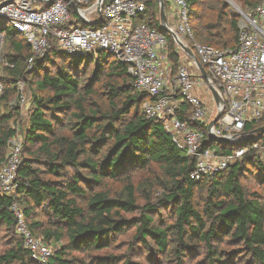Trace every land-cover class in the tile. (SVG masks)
<instances>
[{
  "label": "trees",
  "instance_id": "1",
  "mask_svg": "<svg viewBox=\"0 0 264 264\" xmlns=\"http://www.w3.org/2000/svg\"><path fill=\"white\" fill-rule=\"evenodd\" d=\"M185 1L199 44L219 50L238 48L240 16L229 12V3ZM242 1L253 16L262 2ZM145 15V24L166 38L173 77L178 76L180 53L161 27L156 1L148 5ZM0 23L14 51L3 56L14 65L9 68L10 85L29 82L33 104L17 198L0 196V227L14 233L10 246L0 252V264H76L78 258L72 253L108 250L131 229L129 251L141 246L164 257L165 264H264V196L242 180L254 167L257 180L264 184V165L254 147L264 146V135L254 134L264 127V116L246 125L244 133L253 136L237 146L224 145L208 136L205 124H194L191 106L181 102L178 116L206 135L205 148L215 147L221 155L248 148L227 170L192 180L195 159L176 146L159 120L147 119L143 105L151 97L135 87L126 65L107 52L98 57L68 56L52 39L46 56L29 68L32 52L23 35ZM10 93L5 89L2 102L10 100ZM19 116L18 107L0 112V170L8 142L17 135L12 125ZM107 182L117 185L116 190L108 188ZM201 191L205 197L197 201ZM14 201L23 206L36 238L42 235L38 239L48 245L66 240L47 263L35 261L16 233ZM39 210L51 219L50 226L38 220ZM90 255L98 263L119 261L117 255Z\"/></svg>",
  "mask_w": 264,
  "mask_h": 264
},
{
  "label": "built area",
  "instance_id": "2",
  "mask_svg": "<svg viewBox=\"0 0 264 264\" xmlns=\"http://www.w3.org/2000/svg\"><path fill=\"white\" fill-rule=\"evenodd\" d=\"M152 1L0 0V22L23 35L32 52L29 68L37 59L46 56L52 39L68 56L91 54L98 57L100 52H107L126 65L135 87L151 97L143 105L147 119L159 120L176 146L195 159L191 179L200 181L237 164L248 149L240 148L229 155H221L217 149L205 148L206 135L178 116L181 102L191 106L194 124L208 127V136L209 125L219 114L222 117L212 129V135L231 138L232 142H243L253 136V133H244V129L264 116V0L255 16L240 13L239 46L235 50H219L199 44L189 21L187 2L163 0L178 14V21L174 23L166 11L169 28L193 50L223 104L217 103L197 62L176 43L180 68L178 76L173 79L166 38L138 21ZM154 1L160 7L158 0ZM101 23L103 26L97 27ZM71 24L75 27L70 28ZM4 39L5 34L0 31V66L4 62L1 44ZM8 66L14 68V65ZM200 89L207 99L202 98ZM3 92L4 84L0 81V96ZM20 102L22 106L26 105L27 98L21 95ZM254 147L258 151L264 150V146L258 143ZM22 163L23 143L17 131L8 142V155L0 170V196L16 200ZM11 210L16 218V233L23 239L25 248L35 261L47 263L55 253L51 246L32 234L17 201L13 202Z\"/></svg>",
  "mask_w": 264,
  "mask_h": 264
},
{
  "label": "rangeland",
  "instance_id": "3",
  "mask_svg": "<svg viewBox=\"0 0 264 264\" xmlns=\"http://www.w3.org/2000/svg\"><path fill=\"white\" fill-rule=\"evenodd\" d=\"M227 3L230 4V11L233 15H239L241 12H246L249 14H252V11L248 10L243 4L242 0H225ZM169 17L172 22L178 21V14L169 9L168 10ZM138 21H141L142 23H145L146 21V15H143L139 18ZM1 25V23H0ZM9 27V25L7 24ZM1 27V26H0ZM0 31H2L0 29ZM6 33V30H4V34ZM2 54L3 56L14 54L13 49L10 47V44L7 40L2 41ZM9 63L4 58V62L0 66V79L5 83V89H8L11 93L9 95L10 100L8 102H2L0 99V112H3L7 110L10 107H18L20 108V116L17 118L16 124H13L12 126L18 131L21 137V141L24 144L25 142V134L27 130L29 129V118L30 114L32 113L33 104L31 100L32 96V89L31 85L27 81H20L16 87H13L10 85V78L11 73L9 71ZM93 71V66H91L88 69V75ZM177 76H174L173 79H175ZM5 89L3 94L0 96V98L5 94ZM24 95L27 98L26 105L22 106L20 102V96ZM7 104V105H6ZM63 119V117H62ZM242 140L237 142H232L229 145H235L237 146L240 144ZM24 148V147H23ZM246 148V147H243ZM213 149H216L215 147ZM248 149V148H247ZM258 154L260 156V160L262 161V164L264 165V150H259ZM256 168L252 167L251 172H247L243 177V183L250 189L251 191L258 192L264 196V184L260 183L259 180L256 178L257 174ZM107 187L116 190L117 185L107 182ZM205 197V192L201 191L197 193V201H201ZM23 208V206H21ZM165 213V211H163ZM38 220H41L43 222L44 226H50V218L41 212V210L37 211ZM133 230H127L124 234H120V236L115 239V243L111 245V247L108 250L101 251V252H92V253H72V256H76L78 258V262L76 264H123L125 261H129V264H165L162 262L164 260V257H156V255L145 251V249L141 246H135L134 249L130 252V244L129 241H131ZM14 233L6 231L4 227H0V252L4 250L5 248H8L13 240ZM38 238H43L42 235H37ZM66 240L61 241L60 243H55L54 241H49L51 248L54 252H56L58 249H60L61 246L64 245ZM90 254H94L95 256H101V257H107L108 255H117L119 257V261H109L104 259L102 263H98V260H93L92 256ZM159 261V262H157Z\"/></svg>",
  "mask_w": 264,
  "mask_h": 264
},
{
  "label": "water",
  "instance_id": "4",
  "mask_svg": "<svg viewBox=\"0 0 264 264\" xmlns=\"http://www.w3.org/2000/svg\"><path fill=\"white\" fill-rule=\"evenodd\" d=\"M103 0H100V2H102ZM158 2L160 3V18H161V27L162 29L168 33L174 40V42L181 48L183 49V51L188 54L191 58H193L200 69V72L202 74L203 80L209 84V87L217 101L218 104H223V100L220 98L218 92L216 91V89L212 86V81L209 77L208 72L206 71V69L200 64V62L198 61L196 55L194 54L193 50L191 48H189L188 46H186L178 37V35L169 28L168 26V20H167V14H166V5L165 2L163 0H158ZM73 8L75 10H77V6L75 4H73ZM99 14L101 15V11H99ZM89 25V24H87ZM222 117V114H219L209 125V136L211 139H213L214 141H216L217 143L220 144H224V145H229L232 143V139L231 138H227V137H216L214 135L211 134L212 129H214L216 127V124L218 123L219 119ZM261 133L262 135H264V127L258 129L257 131L254 132V134H258Z\"/></svg>",
  "mask_w": 264,
  "mask_h": 264
},
{
  "label": "crops",
  "instance_id": "5",
  "mask_svg": "<svg viewBox=\"0 0 264 264\" xmlns=\"http://www.w3.org/2000/svg\"><path fill=\"white\" fill-rule=\"evenodd\" d=\"M200 92H201V94H202V98H203L204 100L207 99L206 94H204V91H203L202 89H200Z\"/></svg>",
  "mask_w": 264,
  "mask_h": 264
}]
</instances>
